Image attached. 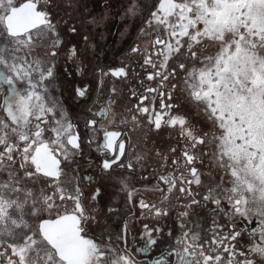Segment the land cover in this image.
<instances>
[{"label": "snow or ice", "instance_id": "snow-or-ice-1", "mask_svg": "<svg viewBox=\"0 0 264 264\" xmlns=\"http://www.w3.org/2000/svg\"><path fill=\"white\" fill-rule=\"evenodd\" d=\"M58 7L56 0H0V264H137L111 238L98 242L87 235V224L95 218L85 212L79 183L73 184L78 176L68 178L64 167L83 154L84 141L78 124L50 90L64 46L53 18ZM121 8L125 21H140L138 38L121 66L100 72L125 82L135 79L129 97L136 102L127 115L115 113L113 105L123 93L118 95L113 86L104 105L90 109L94 118L85 121L87 143L96 144L102 157L101 175L112 179L115 168L134 171L127 134L111 127L117 120L157 132L175 130L177 145L168 153L156 152L164 173L145 190L163 193V184L168 194L175 190L193 197L191 205L209 202L217 215L233 222L213 219L203 236L199 226L183 231L176 240L179 247L169 255L176 264H256L249 254L264 260V0H155L152 5L123 0ZM67 32L75 35L78 29L73 24ZM40 48L44 56L36 54ZM64 55L76 74L83 75L86 66L77 45L65 47ZM125 61H134L135 67ZM71 74L64 72L65 78ZM181 75L182 90L204 126L174 111L179 105L173 103V93ZM88 96L87 86L75 88L82 102ZM205 157L222 175L206 186L200 201L192 185H202L198 165H204ZM135 159L139 163L143 157ZM83 179L92 182L93 177ZM118 183L129 202L139 193L127 177ZM100 195L96 188L92 199ZM168 200L167 194L159 204L140 199L139 207L159 219L169 215L164 206ZM237 216L260 218L253 233L259 242L249 241L247 251L238 246L242 233L232 230ZM128 227L125 222L117 239H125ZM161 231L144 223V244L138 250L147 253L156 246L154 233ZM153 264L165 262L156 259Z\"/></svg>", "mask_w": 264, "mask_h": 264}, {"label": "flooded vegetation", "instance_id": "flooded-vegetation-1", "mask_svg": "<svg viewBox=\"0 0 264 264\" xmlns=\"http://www.w3.org/2000/svg\"><path fill=\"white\" fill-rule=\"evenodd\" d=\"M82 1L84 0H72L71 5H76V8L79 7L78 9H86L84 7L85 5H82ZM90 1H92L93 6L101 7L99 5L102 4L103 6L100 8L104 9L102 13L108 11L109 14L113 13L112 5L116 2L119 3L118 0H103L102 2H98L97 0ZM56 2L59 7L53 10V18L58 22L60 26L58 29L61 33L64 26H66L64 21H67V18L61 13L62 5L64 4L65 7L69 6L68 0H56ZM56 15L64 16L63 20L61 17L56 19ZM112 22L115 23L116 21ZM60 36L64 40V46L61 47L60 56L57 58V78L54 80V88L58 90L57 95L60 97V100L65 102L69 118L78 124L82 141H84L83 154L77 156L74 162L65 164L64 167L68 172V178L78 176V179L74 180L73 184L79 183L81 191L83 192L81 202L85 212L89 217L95 218L90 219L87 224V235L98 242L101 241V238L104 242H109V238H111V244L120 249L126 247L127 252L135 259L137 264H153V261L156 259L163 260L165 264H176L175 256H170L169 253L179 247L176 244V240L183 231L196 229L199 226L203 236L213 219H216L220 224L232 223L233 221L229 217H225L223 213L217 215L216 206L209 202H203L202 199H200L202 201L201 204L191 205V199L193 197L184 196L179 191L176 192L174 202L171 201L175 190L168 194L166 192V186L163 184L160 185L165 189L163 193L145 190L152 188L157 183L156 175L164 173V170L159 168L161 161L156 156V152L168 153L170 147L177 145L179 137L173 129L165 127L157 132L150 130L147 126L132 127L131 124H121L117 120L111 127L114 130L127 134L124 137L127 141V157L134 164V171L115 168L110 173L112 179L108 178V174L101 175L99 166L102 157L95 150L96 144L89 145L87 143L89 134L85 127V121L94 118L91 116L90 109L96 111L99 107L103 106L110 95V88L113 86L116 87L118 95L121 92L123 93L117 103L113 105V111L115 113L127 115L126 109L130 108L136 102L129 97V89L137 85L135 79L125 82L111 76L103 77L100 70L106 72L109 68L121 66V61L125 60V54L128 52V48H130L138 37L137 34L132 36L130 31L128 36L123 39L124 43L120 44L118 48H113L109 55H105L103 52L94 53L95 58L98 57L95 60L92 58L91 60L88 54L86 56H81L80 54L86 66V71L83 75H79L76 74L71 62H66L64 55L65 47L73 43L77 45L75 40L77 34L73 35L68 33ZM125 62H130L135 67L134 61ZM90 66L92 69L88 70ZM66 71L72 73L67 78L64 76V72ZM94 72L95 76H93L95 79L92 80L90 78ZM101 79H103L102 85L100 84ZM84 86L88 87L89 96L82 102L80 98L75 97V88ZM173 103L179 105V108L174 109V111L182 113V105L176 102L174 95ZM136 156H141L143 159L138 163L135 159ZM125 162L127 163L128 161L126 160ZM86 175L93 177L92 182L83 179ZM143 176H148L149 179L143 180L141 178ZM123 177H127L129 184L139 190V193L132 197L131 202H129L127 193L121 190V186L118 183L119 179ZM96 188H100L101 195L96 200H93L92 195ZM165 194L169 195V200L164 205L169 211L167 217L154 218L146 210L139 207L140 199H145L149 203L159 204ZM66 207L71 210L73 207L72 201H68ZM184 211L188 212V216L181 217L180 213ZM125 222L129 226L127 235L124 240L117 239ZM144 223L149 224L150 227H159L162 229L160 233H154V237L158 243L147 253L138 250L144 244L140 239ZM181 223L186 225L183 229L180 227ZM232 230L242 233L241 237H238L240 250L247 251L251 246L248 243L249 241L257 242L255 236L250 233V229L244 228L243 220H240L238 217L234 218V227ZM249 258L254 259L256 264H264V260H261L260 257L249 254Z\"/></svg>", "mask_w": 264, "mask_h": 264}, {"label": "rangeland", "instance_id": "rangeland-1", "mask_svg": "<svg viewBox=\"0 0 264 264\" xmlns=\"http://www.w3.org/2000/svg\"><path fill=\"white\" fill-rule=\"evenodd\" d=\"M97 1L102 2L103 0H97ZM118 1L119 3L116 2L112 5L113 13L111 14H109L108 11L102 13V10L104 9H100V8H102L103 5L100 4L99 6L101 7L95 5L93 6L92 1L90 0L82 1L83 3L82 5H85L84 7H86V9L85 8L78 9L79 7L76 8V5H71L69 7L66 6L67 7L66 8L65 5L63 4L61 13L62 15L66 13V15L68 16L66 17L68 23L66 24V26H64V29H62L60 35L68 34L69 32H67V28L70 25L74 24L75 27L78 29V33L75 40L77 43V47L79 49V54H81V56L83 55L86 56L88 54L90 59L92 58L93 60H95L98 59V57L95 58L94 53L103 52L105 55H109L112 52L111 50L113 48H118L120 44L124 43L123 39L128 36L130 31L132 36L138 34V29L140 27V21H136L134 23L131 21H125V19L123 18L122 8H121L123 0H118ZM151 1L152 0H145V2L148 5L150 4ZM82 5L80 4V6ZM101 16H103L104 19L99 24H94L91 22L93 18L99 19ZM60 17L63 20L62 16L60 15L55 16L56 19H59ZM111 20L116 22L113 23ZM58 27L60 28L59 24ZM126 32L127 34H125ZM85 36L88 37L87 41H84L83 39ZM36 54L39 56H44V49L43 48L37 49ZM91 69L92 67L90 66L88 70ZM93 75L95 76V72L91 74L90 79L92 80L95 79ZM176 82H178V87L174 91L173 95L175 97L176 102L182 105V113L191 116L194 122L200 123L202 126H204L202 115L197 114L196 107L189 102L186 93L182 90L184 87L182 75L181 77L177 78ZM54 83L55 82L52 81L50 84L51 93L55 98H57L60 101V103L64 106L66 110L65 102L61 101L60 97L57 95L58 90L54 88ZM205 130H207L206 126H205ZM211 150H212V146L210 145L207 151L210 152ZM158 159L159 161H161L160 157H158ZM204 159H205L204 165H198V167L200 168V172L202 174V185L201 186L192 185V191L193 193L197 194L195 195V198L198 200L202 199L203 195L205 194L207 190L206 186L209 183L219 182L220 177L222 175L220 170L213 166L211 160L208 157H205ZM225 179L227 180V177H225ZM176 192L177 191H174V196L171 198V201L173 202L175 200ZM238 218L240 220H243L244 228H249L250 233H252V235L253 233L258 232V229L260 227L259 217L253 216L250 219H244L241 217ZM253 236H255V240L259 242L258 235H253Z\"/></svg>", "mask_w": 264, "mask_h": 264}, {"label": "trees", "instance_id": "trees-1", "mask_svg": "<svg viewBox=\"0 0 264 264\" xmlns=\"http://www.w3.org/2000/svg\"><path fill=\"white\" fill-rule=\"evenodd\" d=\"M154 2H155V0H152V1L150 2L149 5H152ZM63 15H65V17H68V16L66 15V13H64Z\"/></svg>", "mask_w": 264, "mask_h": 264}, {"label": "crops", "instance_id": "crops-1", "mask_svg": "<svg viewBox=\"0 0 264 264\" xmlns=\"http://www.w3.org/2000/svg\"><path fill=\"white\" fill-rule=\"evenodd\" d=\"M73 185H69V188L71 189Z\"/></svg>", "mask_w": 264, "mask_h": 264}]
</instances>
